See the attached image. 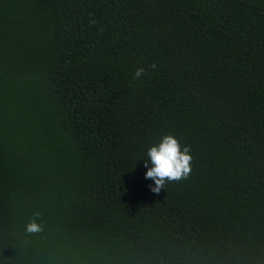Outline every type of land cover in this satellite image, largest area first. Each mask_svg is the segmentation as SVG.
<instances>
[{"label":"trees","instance_id":"16d2710c","mask_svg":"<svg viewBox=\"0 0 264 264\" xmlns=\"http://www.w3.org/2000/svg\"><path fill=\"white\" fill-rule=\"evenodd\" d=\"M0 264H264V0H0Z\"/></svg>","mask_w":264,"mask_h":264},{"label":"clouds","instance_id":"9594fccd","mask_svg":"<svg viewBox=\"0 0 264 264\" xmlns=\"http://www.w3.org/2000/svg\"><path fill=\"white\" fill-rule=\"evenodd\" d=\"M94 23V21H93ZM155 69L156 65H151ZM145 72V69L138 68L133 79H139ZM189 146L181 148L178 140L172 135H164L160 142L151 146L147 151V159L144 160L147 171L145 178L154 182L149 185L150 190L159 194L165 184L173 181L187 179L191 173L192 156ZM151 165L148 167V165ZM40 221V213H34L33 217L25 225V231L28 234H37L43 231V225Z\"/></svg>","mask_w":264,"mask_h":264}]
</instances>
